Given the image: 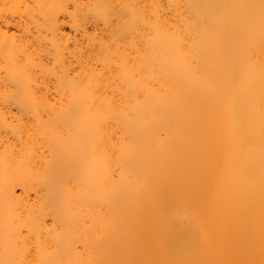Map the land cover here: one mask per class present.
<instances>
[{
  "label": "bare ground",
  "instance_id": "bare-ground-1",
  "mask_svg": "<svg viewBox=\"0 0 264 264\" xmlns=\"http://www.w3.org/2000/svg\"><path fill=\"white\" fill-rule=\"evenodd\" d=\"M0 264H264V0H0Z\"/></svg>",
  "mask_w": 264,
  "mask_h": 264
}]
</instances>
